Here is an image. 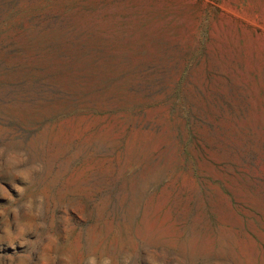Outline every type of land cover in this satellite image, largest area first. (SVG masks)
I'll return each mask as SVG.
<instances>
[{"label":"rangeland","instance_id":"obj_1","mask_svg":"<svg viewBox=\"0 0 264 264\" xmlns=\"http://www.w3.org/2000/svg\"><path fill=\"white\" fill-rule=\"evenodd\" d=\"M92 258L264 264V0H0V264Z\"/></svg>","mask_w":264,"mask_h":264},{"label":"clouds","instance_id":"obj_2","mask_svg":"<svg viewBox=\"0 0 264 264\" xmlns=\"http://www.w3.org/2000/svg\"><path fill=\"white\" fill-rule=\"evenodd\" d=\"M28 207L31 208V204H29ZM5 231H8V229H5ZM44 264H48V261H45ZM89 264H96V260L94 258L90 259ZM104 264H110V262L105 260Z\"/></svg>","mask_w":264,"mask_h":264}]
</instances>
